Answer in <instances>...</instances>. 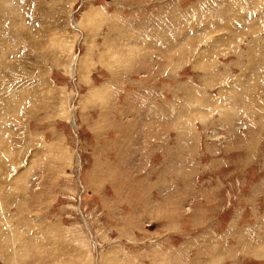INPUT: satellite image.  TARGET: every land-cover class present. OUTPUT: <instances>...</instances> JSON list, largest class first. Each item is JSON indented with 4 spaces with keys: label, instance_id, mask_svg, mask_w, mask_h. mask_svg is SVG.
I'll return each mask as SVG.
<instances>
[{
    "label": "rangeland",
    "instance_id": "obj_1",
    "mask_svg": "<svg viewBox=\"0 0 264 264\" xmlns=\"http://www.w3.org/2000/svg\"><path fill=\"white\" fill-rule=\"evenodd\" d=\"M0 264H264V0H0Z\"/></svg>",
    "mask_w": 264,
    "mask_h": 264
}]
</instances>
